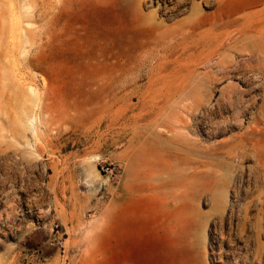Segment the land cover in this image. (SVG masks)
I'll list each match as a JSON object with an SVG mask.
<instances>
[{
	"label": "rangeland",
	"instance_id": "rangeland-1",
	"mask_svg": "<svg viewBox=\"0 0 264 264\" xmlns=\"http://www.w3.org/2000/svg\"><path fill=\"white\" fill-rule=\"evenodd\" d=\"M262 1L195 0L202 13L188 36L205 43L218 31L215 21ZM139 2L170 24L191 12L193 0H0V264H264V157L251 144L244 156L239 145L231 158L193 156L217 164V181L200 201L179 205L182 218L171 223L157 200L128 188L125 141L103 130L100 111L110 91H130L119 82L126 57L150 38L135 22ZM177 48L175 56L183 45ZM175 56L141 91H202L215 99L234 80L243 102L231 115L243 125L232 121V132L218 139L261 116L262 83L248 66L189 81L187 63ZM205 128L197 136L206 146ZM188 173L179 181L196 179Z\"/></svg>",
	"mask_w": 264,
	"mask_h": 264
},
{
	"label": "bare ground",
	"instance_id": "bare-ground-1",
	"mask_svg": "<svg viewBox=\"0 0 264 264\" xmlns=\"http://www.w3.org/2000/svg\"><path fill=\"white\" fill-rule=\"evenodd\" d=\"M140 4L142 2L135 11V22L149 31L150 38L130 50L119 80L123 86H129L130 91H110L111 98L101 108L100 121L104 131L111 128L118 139L125 141L126 177L132 180L128 188L157 200L171 223L182 218L179 205L190 197L200 201L210 189L208 186L217 181V164H207L194 157L209 154L231 158L238 145L244 156L251 150L250 144L259 161L264 157V0L256 9L215 21L218 31L212 32L205 43H194V38L188 36L189 31H195L199 25L202 13L199 2L193 0L191 12L170 24L157 19L155 11L144 12ZM164 6L167 8V4ZM176 10V6L171 8V11ZM179 45H183V49L175 56ZM240 55L248 64L238 62ZM169 56L187 63L182 64V68L189 81L219 80L248 66L255 73L254 78H260L258 84L262 83L260 102H257L261 116L253 118L243 132L218 139L225 131L232 132L229 127L232 121L243 125L241 117L231 115L237 108L235 104L243 102V94L232 90L236 85L234 80L227 79L215 99L212 93L205 97L202 91H141L153 82L159 64ZM199 65L207 69L199 71ZM140 80L143 82L139 83ZM151 94L157 95V99L149 101ZM255 97L250 104L256 102ZM249 102L243 104L244 108ZM215 111L226 112L227 116L213 120ZM191 120H196L193 128ZM201 126H206L209 140H212L206 146L197 136ZM188 170L193 171L191 176H195L198 183L194 179L179 181L181 175L189 174ZM175 187L177 190H173ZM179 187L190 188L191 193ZM193 223L198 226V215ZM257 233L261 236L263 228Z\"/></svg>",
	"mask_w": 264,
	"mask_h": 264
}]
</instances>
